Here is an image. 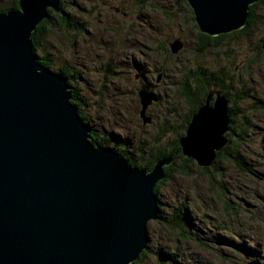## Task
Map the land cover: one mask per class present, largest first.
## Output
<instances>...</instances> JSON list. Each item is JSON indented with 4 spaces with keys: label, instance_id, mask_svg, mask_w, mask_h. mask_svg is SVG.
<instances>
[{
    "label": "rangeland",
    "instance_id": "rangeland-1",
    "mask_svg": "<svg viewBox=\"0 0 264 264\" xmlns=\"http://www.w3.org/2000/svg\"><path fill=\"white\" fill-rule=\"evenodd\" d=\"M12 2L0 0V7ZM59 6L64 19L48 11L44 35L32 52L44 56L52 72L65 68L72 78L66 83L77 92L75 109L88 119L85 125L102 146L116 145L123 156L129 154L137 168L148 171L144 165L154 153H169L185 136L188 106L178 95L183 75L188 74L195 100L205 103L208 97L209 107L224 90L230 98L224 109L231 123L221 135L223 144L235 141L226 152L243 166L227 156L202 170L203 165L176 155L156 191L159 216L146 220L144 257L132 264H264V54L257 48L264 39V3L253 7L257 21L249 33H233L201 48L185 0H60ZM65 21L72 28L67 30ZM175 37L182 48L172 55L166 43ZM200 68L221 70L222 88L195 90L192 81ZM142 87L156 95L143 112L147 123L139 116ZM220 104L214 105L216 114ZM212 136L214 148L219 138L214 131Z\"/></svg>",
    "mask_w": 264,
    "mask_h": 264
},
{
    "label": "water",
    "instance_id": "water-1",
    "mask_svg": "<svg viewBox=\"0 0 264 264\" xmlns=\"http://www.w3.org/2000/svg\"><path fill=\"white\" fill-rule=\"evenodd\" d=\"M185 1L199 31L216 35L242 26L248 5L257 0ZM16 5L0 12V264H131L145 248L146 220L160 212L152 187L173 155L157 158L146 171L122 153L91 144L64 78L31 51V31L48 8L60 13L58 0ZM181 45L174 39L168 46L174 53ZM138 98L147 123L143 112L156 96L140 88ZM207 99L178 139L182 154L199 165L210 163L213 145L193 148L188 133L198 126L195 118L216 114L214 105L221 102L215 149L228 123L224 97L216 95L213 107Z\"/></svg>",
    "mask_w": 264,
    "mask_h": 264
},
{
    "label": "trees",
    "instance_id": "trees-1",
    "mask_svg": "<svg viewBox=\"0 0 264 264\" xmlns=\"http://www.w3.org/2000/svg\"><path fill=\"white\" fill-rule=\"evenodd\" d=\"M58 2H60V0H58ZM256 3H264V0H257L255 1L254 3H251L250 5H248V8H247V17L244 21V24L234 30H231V31H228V32H224V33H219V34H216V35H208L206 33H203L201 31H199L198 29V33H197V36L198 38L200 39L199 40V46L198 47H205L207 45H210V44H216V42L223 38V37H226L228 35H231L233 33H249L250 29L252 26L255 25L256 21H257V18H256V15L253 13V7L255 6ZM17 8V5H16V0H13V2L10 4V5H6V6H2L0 7V12H5L7 10H14ZM61 9V8H60ZM48 11H52L51 9H47L46 10V15L43 19H41L34 27V29L31 31L30 33V37H29V40H30V44H31V51L36 48V46H38L39 44V41L41 39V37L44 35V30H45V25L47 23V20H48V16H47V13ZM53 12V11H52ZM54 13V16L59 20L61 21L62 19H64V17L60 14V13ZM193 16V15H192ZM194 20V19H193ZM62 22V21H61ZM195 23V21H194ZM65 27L66 26H69L70 25V22L69 21H65L64 23ZM74 26H75V23H74ZM70 28H72V24L69 26ZM69 27L67 28V30L69 29ZM197 27V26H196ZM174 39H179L178 37H175L173 38L171 41H168L166 43V47L168 49V52L170 54H176L181 48H182V45L181 47L178 49L177 52H171L170 51V48H169V43L172 42ZM264 40V39H263ZM262 40V41H263ZM179 41L182 43V41L179 39ZM261 41V42H262ZM261 42L259 43V47L258 50L264 54V49L261 47ZM158 49L163 52L165 50V47L164 45L158 41ZM36 56V60L38 63H40L42 66H44L45 68L49 69V62L47 61V59L44 57V56H40V55H35ZM54 72H57L60 74L61 77L64 78L65 82L66 81H69L71 80V75L67 74L66 70L64 67H58L56 70H54ZM188 74H185L183 75L182 77V82L179 83V86H178V95L182 98V100L185 102V104H187L188 106V114L186 115V124H185V127L184 129H186V126L190 120V118L192 117V115H194L195 111L197 110L198 107H200L201 105L204 104V98L202 99H199V100H195L193 94L189 91V87H191L190 83H188V80H187V76ZM222 75L223 72L221 70H216V71H207L203 68H200V71H198V79H191L193 83V86L195 85L194 89L196 90L197 87H199L201 89V91H206V92H211L209 91V87L213 84H219L220 88H222V85H221V82H223V78H222ZM189 86V87H188ZM143 89H145L144 87H142ZM192 88V87H191ZM225 87H223L224 89ZM68 90H69V93H70V99L69 101L71 102V104L75 106L78 105V100H77V92H76V89H75V85L73 84H70L68 85ZM146 90V89H145ZM193 91V90H192ZM220 92V90H219ZM220 94L222 96H224L225 98V101L227 102V100H230V98L227 96V91H223L222 93L220 92ZM156 96V95H155ZM210 96V95H209ZM154 102V101H151V103ZM232 111V107L230 108L229 107V111L228 112H231ZM76 112L79 116V118L83 121L84 124H88V119L86 117H84V115L82 114V111L78 108H76ZM234 117V116H233ZM232 120V119H231ZM231 123V121H228L227 123V126H229V124ZM227 130V129H226ZM185 132V131H184ZM226 132V131H225ZM98 134L93 131V130H89L88 131V141L93 144V145H100L102 146V141L101 139H98ZM104 140V139H102ZM235 145V141H229L227 140L224 144H221L217 149L213 148V156L212 158L210 159L211 161V164L214 162H217V160L220 158V157H224L226 158L227 156L229 157V153L226 152V149L231 147L233 148V146ZM111 149H113L114 151H117L120 153V151L118 150V147L116 145H113L111 147H109ZM235 148V147H234ZM156 155H154V159H149L147 161V163L144 165L145 167H147L148 169L152 167L154 161L161 157V156H166L168 154H172L173 157H172V160L169 164L167 165H163L162 166V171L164 173V176L159 179L158 181L155 182V184L153 185L152 187V192L153 194L155 195V198H156V202L158 204V207L160 208V205H159V201L156 197V191H157V188L164 182L167 180L168 176H169V171L172 170L174 167L172 165V162H173V159L176 155H179V156H183V160L185 162H190V161H194V163L196 162L193 158L189 157V156H186V155H183L181 153V150H180V145L178 143V139L174 141V144H173V147L172 149L170 150V152H165V151H157L156 153H154ZM126 156V157H125ZM124 157L128 159V163L131 165V166H135L133 165L135 163V161H133V158L129 155V154H126ZM231 157V156H230ZM233 158V164L240 168L243 166L241 165L240 161H239V157L237 156H233L231 157ZM197 163V162H196ZM209 165V164H208ZM208 165H203V166H200L202 170H207V167ZM135 167H141V166H135ZM160 213V212H159ZM159 216V214H158ZM144 254H145V248L142 249L138 255L134 258L133 261H139L141 260L143 257H144ZM172 259H173V256H171ZM133 261L131 262V264L133 263Z\"/></svg>",
    "mask_w": 264,
    "mask_h": 264
},
{
    "label": "bare ground",
    "instance_id": "bare-ground-1",
    "mask_svg": "<svg viewBox=\"0 0 264 264\" xmlns=\"http://www.w3.org/2000/svg\"><path fill=\"white\" fill-rule=\"evenodd\" d=\"M218 120L216 117V114H208L207 117L203 121H199L197 118H195L194 124H197L199 126V130L197 133H194L193 129L190 131L192 146L194 149L195 147H199L200 150H206L207 147L214 144V138H213V129H214V121ZM203 123V125H201ZM195 151V150H194Z\"/></svg>",
    "mask_w": 264,
    "mask_h": 264
}]
</instances>
